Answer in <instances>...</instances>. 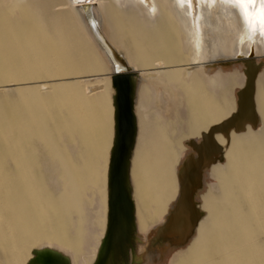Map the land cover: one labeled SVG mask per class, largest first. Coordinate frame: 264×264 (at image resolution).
Returning a JSON list of instances; mask_svg holds the SVG:
<instances>
[{"label": "bare ground", "instance_id": "1", "mask_svg": "<svg viewBox=\"0 0 264 264\" xmlns=\"http://www.w3.org/2000/svg\"><path fill=\"white\" fill-rule=\"evenodd\" d=\"M260 63L223 0H0V264H264Z\"/></svg>", "mask_w": 264, "mask_h": 264}, {"label": "snow or ice", "instance_id": "2", "mask_svg": "<svg viewBox=\"0 0 264 264\" xmlns=\"http://www.w3.org/2000/svg\"><path fill=\"white\" fill-rule=\"evenodd\" d=\"M225 3H231L239 7L242 12L248 27L253 31L256 30V25H259V32L261 36H264V0H223ZM259 3V9L257 10L256 5ZM121 144L119 135L114 142L113 156L117 157L120 152ZM177 215H180V210H177Z\"/></svg>", "mask_w": 264, "mask_h": 264}, {"label": "rangeland", "instance_id": "3", "mask_svg": "<svg viewBox=\"0 0 264 264\" xmlns=\"http://www.w3.org/2000/svg\"><path fill=\"white\" fill-rule=\"evenodd\" d=\"M260 59L262 60L263 59V57L261 56L260 57ZM214 62V63H213ZM213 63V64H212ZM218 63H216L215 61H211V59L209 60V58H206L205 59V61H203V63H201V64H199V65H197L196 66V68L198 67V68H201V69H206V68H208L209 70H212V69H215L214 67H213V65H217ZM261 64V63H260ZM261 65H263L264 66V64L262 63ZM211 66V67H210ZM211 69H210V68ZM213 67V68H212ZM236 67V66H235ZM235 67H234V65L233 66H231L230 68H228V70L229 71H231V70H233V69H235ZM193 70L194 69H196L195 67H191ZM264 68V67H263ZM188 71H191V70H188ZM215 71L216 72H221L220 70H216L215 69ZM221 75V74H220ZM220 78H218V79H220L219 80V82H224L225 81V83H226V80H228L229 79V76L226 78V80H224V81H222L223 79H221L222 77L221 76H219ZM230 78H231V76H230ZM10 89V92H12L13 90H14V87H11V88H9ZM12 90V91H11ZM179 91V92H178ZM180 95H179V94ZM178 94V95H177ZM184 94H183V92L181 93V90H177L176 91V97H179L178 99L176 98V107H175V109L179 112V113H181V115L183 116V117H186V112H187V110L186 109H189V107H188V104L186 105L185 104V102L187 103V101H185L186 100V98H184V96H183ZM180 96H181V98H180ZM183 97V98H182ZM179 99H181V101H177V100H179ZM182 99H184V100H182ZM178 102H180L181 103V105H178V104H180V103H178ZM183 102V103H182ZM177 106H178V108H177ZM181 106V107H180ZM184 106V107H183ZM184 113V114H183ZM178 122V121H177ZM176 122V123H177ZM223 136H224V138L227 140L228 138H227V135H225V134H223ZM203 170V169H202ZM203 173H204V170H203ZM130 181V180H129ZM204 183H206V181L204 182ZM131 187V184L129 183V188ZM140 221V220H139ZM147 223H148V221H147ZM142 226L143 224H142V220L139 222V226ZM134 234V235H133ZM132 234V236L133 237H131L130 239H131V241H132V244L134 243L133 242V240L139 235V233L137 232V234L138 235H135L136 233H133ZM141 235V234H140ZM133 238V239H132ZM137 238H139L140 239V237L138 236ZM139 239H135L134 241L135 242H137ZM134 244H136V243H134ZM133 244V245H134ZM138 245V244H137ZM134 248H135V250H136V246H132V248H131V253L134 251ZM135 252H137V251H134V253ZM136 254V253H135Z\"/></svg>", "mask_w": 264, "mask_h": 264}, {"label": "water", "instance_id": "4", "mask_svg": "<svg viewBox=\"0 0 264 264\" xmlns=\"http://www.w3.org/2000/svg\"><path fill=\"white\" fill-rule=\"evenodd\" d=\"M248 58L250 59L251 57H246V59H248ZM126 208H127V206L123 204V206L120 209V212L123 213Z\"/></svg>", "mask_w": 264, "mask_h": 264}]
</instances>
